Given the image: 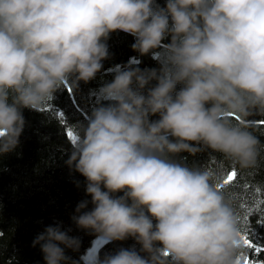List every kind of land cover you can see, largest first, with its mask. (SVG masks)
Returning <instances> with one entry per match:
<instances>
[{
    "label": "clouds",
    "instance_id": "obj_1",
    "mask_svg": "<svg viewBox=\"0 0 264 264\" xmlns=\"http://www.w3.org/2000/svg\"><path fill=\"white\" fill-rule=\"evenodd\" d=\"M114 32L158 67L117 66L73 125L65 164L91 199L72 223L105 243L134 241L92 264H236L234 202L216 185L264 161L249 124L264 117V0H0V156L17 149L25 109L96 79ZM203 153L218 154L216 168L186 163ZM70 231L35 237L44 264H75Z\"/></svg>",
    "mask_w": 264,
    "mask_h": 264
},
{
    "label": "trees",
    "instance_id": "obj_2",
    "mask_svg": "<svg viewBox=\"0 0 264 264\" xmlns=\"http://www.w3.org/2000/svg\"><path fill=\"white\" fill-rule=\"evenodd\" d=\"M156 3L163 7L165 0H156ZM133 43L131 35L112 33L107 41L109 59L103 62L95 80L81 83L79 91H73L66 84L41 112L23 111L26 124L17 149L0 156V264H44L39 246L33 247V240L46 226L55 224L64 230L71 229L69 235L79 237V252L67 250L66 254L75 264H84L80 258L89 254L97 240L77 229L70 219L76 205L91 198L85 195L84 178L65 164L70 154L67 133L77 122H86L87 115L100 102L95 90L112 80L117 66L135 58L133 64L142 70L158 67L151 54L140 56L133 51ZM249 124L264 142V117H251ZM218 161V154L203 153L189 157L186 163L216 168ZM232 171L236 176L228 184L223 183ZM216 188L227 192L234 202L241 239L236 264H264V161L248 173L242 174L235 168L224 171ZM91 207L89 204L87 210ZM242 237L248 238L252 246L245 245ZM133 244L131 239L104 242L96 254L103 258L107 253Z\"/></svg>",
    "mask_w": 264,
    "mask_h": 264
},
{
    "label": "rangeland",
    "instance_id": "obj_3",
    "mask_svg": "<svg viewBox=\"0 0 264 264\" xmlns=\"http://www.w3.org/2000/svg\"><path fill=\"white\" fill-rule=\"evenodd\" d=\"M103 243H104L103 240H97V241L94 243L92 249L90 250L89 254H88L87 257H86V260H87L88 264H92V261H93V259H94V256H95L96 252H97L98 247H99L101 244H103Z\"/></svg>",
    "mask_w": 264,
    "mask_h": 264
},
{
    "label": "snow or ice",
    "instance_id": "obj_4",
    "mask_svg": "<svg viewBox=\"0 0 264 264\" xmlns=\"http://www.w3.org/2000/svg\"><path fill=\"white\" fill-rule=\"evenodd\" d=\"M67 135L71 139V131H68ZM235 176H236V172L232 171L231 174L227 176V179L225 180V184H228L230 181H232ZM242 239L245 245H247L248 247L252 246L248 238L242 237Z\"/></svg>",
    "mask_w": 264,
    "mask_h": 264
}]
</instances>
